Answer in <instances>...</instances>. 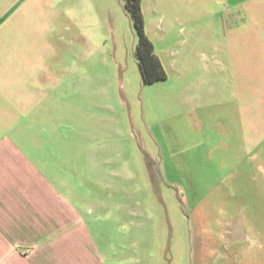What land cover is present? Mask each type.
Here are the masks:
<instances>
[{
    "label": "rangeland",
    "instance_id": "374dc122",
    "mask_svg": "<svg viewBox=\"0 0 264 264\" xmlns=\"http://www.w3.org/2000/svg\"><path fill=\"white\" fill-rule=\"evenodd\" d=\"M53 1L52 10H35L36 35L48 36L53 64L97 76L100 115L118 124L116 136L94 142L81 122L69 133L70 150L105 148L98 154L105 209L90 210L99 243L118 260L190 264L195 224L221 210L264 214V70L243 79L236 66H221L220 55L191 47L195 34L203 45L224 41V0H142L145 32L161 38L168 60L167 80L147 85L124 0ZM63 92L68 100L80 95Z\"/></svg>",
    "mask_w": 264,
    "mask_h": 264
},
{
    "label": "crops",
    "instance_id": "0c3cea01",
    "mask_svg": "<svg viewBox=\"0 0 264 264\" xmlns=\"http://www.w3.org/2000/svg\"><path fill=\"white\" fill-rule=\"evenodd\" d=\"M224 2V41L216 47L203 45V35L195 34L191 47L220 55L221 66H236L244 79L264 70V0ZM53 4L0 0V264H139L114 257L111 245L99 243L95 221H90L91 207L100 215L105 209V165L98 157L105 148L70 150L69 133L75 131L74 122H81L83 134L94 142L116 136L118 124L114 116L106 121L100 115L97 76L53 64L58 54L49 47L48 36L36 35L35 10L48 12ZM151 41L167 80L162 40L156 36ZM65 89L80 93L77 101L65 99ZM79 153L88 155L86 164ZM237 212L221 210L214 221L195 224L200 236L190 264H264L263 211Z\"/></svg>",
    "mask_w": 264,
    "mask_h": 264
},
{
    "label": "trees",
    "instance_id": "16d2710c",
    "mask_svg": "<svg viewBox=\"0 0 264 264\" xmlns=\"http://www.w3.org/2000/svg\"><path fill=\"white\" fill-rule=\"evenodd\" d=\"M142 0H124V8L130 12V18L137 33L135 57L143 84H152L166 79V73L160 60L154 53V46L145 32V20L142 14Z\"/></svg>",
    "mask_w": 264,
    "mask_h": 264
}]
</instances>
